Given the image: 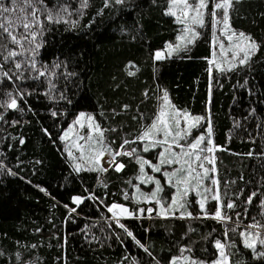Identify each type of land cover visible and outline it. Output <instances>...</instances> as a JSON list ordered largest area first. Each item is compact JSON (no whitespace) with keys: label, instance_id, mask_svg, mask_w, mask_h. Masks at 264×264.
Segmentation results:
<instances>
[{"label":"trees","instance_id":"trees-1","mask_svg":"<svg viewBox=\"0 0 264 264\" xmlns=\"http://www.w3.org/2000/svg\"><path fill=\"white\" fill-rule=\"evenodd\" d=\"M44 3L54 11L70 5L72 15L65 19L75 24L45 21L43 37L37 40L42 46L35 56L36 68L44 71L46 66L55 76L21 81L13 75V82L0 84V102L7 99V92L15 95L16 89L32 93L20 101L23 111L0 109L4 115L0 120V264H170L173 257L186 256L212 262L219 254L215 240L228 246L232 264H264V259H256V253L244 247L241 235L259 232L264 239V228L249 227L255 222L264 225L260 205L264 199V0H239L230 10L231 26L249 34L260 49L247 65L225 72L211 70L208 62L212 28L186 51L167 55L180 25L165 14L169 0H125L123 4L113 0L108 7L105 0H88L80 12L74 11L80 0ZM157 51L167 58L156 61ZM30 58L26 52L16 59ZM56 64L60 67L54 68ZM11 67L9 62L5 70ZM24 76L35 77L37 72L24 71ZM165 91L176 108L210 116L217 148L216 172L210 175L219 180L221 201L211 200L214 192L208 193L206 209L211 214L216 207L234 202V209L224 210L231 216L226 222L205 217L198 206L202 196L195 192L186 197L191 217L180 218L183 210L161 216L155 202L138 203L133 185L143 184L137 179L136 156L157 163L160 153L159 148L144 152L145 142L125 145L124 150L136 153L116 158L125 165L120 172L112 167L106 172L74 171L78 162L68 154V140L60 137L79 112L98 118L105 130V146L116 151L124 139H134L151 125ZM204 186L217 187L208 179ZM162 188L159 197L167 208L176 189L169 184ZM252 191L261 195L246 204ZM75 196L90 198L76 205ZM113 203L131 212L142 208L145 213L117 218L108 211ZM72 208L76 211L70 212ZM148 208L153 209L151 214ZM182 248L190 251L181 252ZM256 250L264 251L258 241Z\"/></svg>","mask_w":264,"mask_h":264},{"label":"snow or ice","instance_id":"snow-or-ice-1","mask_svg":"<svg viewBox=\"0 0 264 264\" xmlns=\"http://www.w3.org/2000/svg\"><path fill=\"white\" fill-rule=\"evenodd\" d=\"M113 0H105V7H108ZM116 4H123L125 0H114ZM155 2V0H153ZM239 0H169L166 15L175 17L176 21L180 24H185L186 27L182 30V34L178 37L179 43L173 45L169 44L167 46V55L171 56L173 53H179L181 50H187L189 45L195 43L199 37V32L196 30L195 26H200L201 28L205 26V14L215 21V24H223V32L227 37L228 41H235L231 46L233 51V56L230 61H228L229 67L225 69L222 66V62L216 59L209 60V64L214 66L220 72L233 71L240 66L247 65L251 60L252 56L260 49V45L251 37L247 36L245 33H235L231 31L230 27V10L234 8V3H238ZM212 4L211 9H209V4ZM88 6V0H80L79 8L74 11L80 12L82 9ZM102 11V10H101ZM220 13V18L216 19L217 12ZM179 13V14H178ZM44 16L42 20L40 17ZM65 15L71 16L72 11H70V5L63 4L55 9L49 8L45 5L44 0H0V84L4 83L5 80L13 82V75H15L16 80L25 79H36L40 77L51 75L55 76V72H49L46 66L44 71H40L36 68L35 56L38 54L37 50L42 46V42H37L38 38L43 37L44 33V22H54V23H72L75 21H68L65 19ZM215 40L219 43V49L222 53H226L225 44L219 37ZM13 45L15 47H9ZM27 45V47H26ZM31 53L30 59H25L23 61H18L16 58L21 57L24 53ZM165 53L162 51H157L154 54V59L160 61L166 59ZM11 62L12 67L5 70L6 64ZM28 67H25V65ZM54 68L60 67L59 64L53 66ZM15 70V71H13ZM23 70V71H22ZM24 71H35L37 76L25 77ZM130 75L133 73H129ZM51 83V81H49ZM247 84V81H245ZM244 85H241L243 87ZM54 87V86H53ZM50 91L45 93V95H50ZM32 95V93L25 91L15 90V95L13 92L5 93L7 97L6 100L0 102V109L7 110H18L23 111L20 107V101H23L26 96ZM63 98V93L60 94ZM147 95V93H145ZM162 105L159 113L156 115L154 121L150 126L146 127L142 133L136 136L132 140L124 139L120 145V149L113 151L110 147L104 144V132L105 130L101 128L100 124L95 121L92 115H86L81 112L78 118L74 121L73 125L66 131L60 139L62 141H67L69 139V132H72L77 126L81 129L87 127L90 129V133L85 136H79V140H85V144L74 143L73 147L78 149L80 156L74 155L69 150V155L72 156L74 161H80L74 164V171L79 173L81 171H100L106 172L108 169L103 168L100 164L101 159L105 154H107L110 159L106 161L110 167H112L116 172H120L124 169L125 165L123 163H117V157L128 156L133 157L136 153L135 149L124 150L125 145L135 143L137 140L145 142L146 146L143 148L144 152H148L150 148L161 147L162 151L158 155V163L152 164L151 161L145 160L143 157L136 156V161L139 165L140 176L137 177L144 184H154L155 189L151 192L150 197L140 192L139 185H133L135 191L139 193L137 197V202L141 200L147 201L149 203L155 202L159 205V215L165 216L169 213L175 215L177 210H183L180 212V218L191 217L192 213L187 211L186 207V197L191 193L195 192L197 195L202 196L198 201V206L201 209L203 215L210 219H215L220 222H226L231 219V216L225 214V209L232 210L236 207V204L229 201L226 205H221L216 207L214 212L211 214L206 209V202L209 199L208 193H213L210 197L211 200L217 201L218 204L221 201V196L219 195V180L214 176L210 175L215 173L216 169L215 158L213 155L217 148L213 145L212 141V126L210 116L206 124V134H201L199 136L193 137L189 141V137L192 135V129L197 128L204 117H192L186 111L181 112L176 109L171 103L167 91L163 93ZM127 107V106H125ZM254 111V110H253ZM53 116L57 113L53 112ZM0 120H4L3 112H0ZM87 121V124L84 121ZM183 121L184 126H181ZM13 123H18V121H13ZM115 131V129H113ZM47 133V130L45 129ZM183 141V143H182ZM21 143L24 141L21 140ZM207 142V143H205ZM249 153L248 155H251ZM212 165L211 169L205 167V164ZM85 164L91 165L90 167H85ZM148 165L153 172L161 173L167 178V183L172 185L176 189V195L173 199L169 201L168 207L161 203L159 193L163 190L161 182L159 179H154L153 176H149L145 172V166ZM177 165L172 171L163 170V166ZM10 172V170H9ZM15 175L14 173H12ZM210 180L212 185L217 186L216 189H210L204 186V180ZM131 184V180L128 181ZM106 187V185H105ZM41 191H46L41 189ZM259 194L257 191H252L245 199L246 204H252L253 199ZM90 197L85 196H75L73 201L76 205L83 203L85 199ZM91 198H95L94 196ZM124 199H129L127 193L124 195ZM261 207H264V199L260 201ZM64 207H68L65 205ZM114 210H119V213H127L129 217L136 218L137 213L143 216L145 209H137L136 212H131L127 207L123 205L113 203L109 208V212H114ZM76 209H70V212H75ZM147 212L151 214L153 212L152 208H148ZM115 215V213H114ZM116 223L120 228L124 229L125 225L116 220ZM252 229L264 228V225L255 222L249 226ZM127 235L131 237L137 245L148 252V249L136 239L131 231L125 229ZM227 235V231L225 232ZM243 236L244 247L251 249L256 253V259H264V251H257V241L261 246H264V239L260 238V233L256 232L253 234L251 231H246L241 233ZM251 241V242H250ZM35 247V245H33ZM227 245L220 240H215V248L219 250L218 258L212 262V264H232L230 260V255L226 251ZM183 251H190V249L182 248ZM2 254V253H0ZM181 257H173L170 260V264H179ZM183 259L188 260L187 257ZM159 264V262H157ZM189 264H204L203 261L192 259Z\"/></svg>","mask_w":264,"mask_h":264},{"label":"rangeland","instance_id":"rangeland-1","mask_svg":"<svg viewBox=\"0 0 264 264\" xmlns=\"http://www.w3.org/2000/svg\"><path fill=\"white\" fill-rule=\"evenodd\" d=\"M211 7H212V4L210 3V4H209V9H211ZM178 14H179V13H178ZM219 18H220V13H219V11H218V12H217V17H216V19H219ZM229 23H230V22H229ZM179 24H180V23H179ZM185 27H186L185 24H180V25H179V31L177 32V34H176L174 40L170 41L169 44H173V45H175V44L179 43L178 37L182 34V30H183ZM195 27H196V30L199 32V36H200L202 33H204L205 31H207V30H209L210 28H212V30L214 31V37H213V52H212V55H211L210 60H211V59H216V60H218L219 62H222V66H223L225 69H227V68L229 67L228 61H230V60L232 59V56H233V54H234L233 51L231 50V46L233 45V43H234V41H235V38H234V41H228L226 35H225L224 32H223V24H222V23H221L220 25L215 24V21H214L212 18H210V17L207 15V13L205 14V26L201 28L200 26L197 25V26H195ZM230 27H231V31H233V32H235V33H237V34L241 33V32H239V31H236V30L231 26V24H230ZM242 33H245V32H242ZM245 34H246L247 36H250V35L247 34V33H245ZM216 37H219V39L222 40V41L224 42V44H225V50H226V53H227V54L222 53V52L220 51V49H219V43L215 40ZM169 44H168V45H169ZM213 68H214V66L211 65V70H213ZM169 99H170V98H169ZM170 101H171V100H170ZM171 103H172V101H171ZM172 104H173V103H172ZM175 108H176V107H175ZM176 109H178V108H176ZM178 110H180L181 112H184V111H185V110H181V109H178ZM81 112L85 113L86 115H92V116L95 118V121H96L97 123H99L98 118H97L93 113H89V112H87V111H81ZM81 112H79V113L73 118V120L70 122V124H69V125L67 126V128L65 129L64 133H65L66 131L69 130V128L73 125L74 121L78 118V116H79V114H80ZM186 112H187V111H186ZM187 113H189V112H187ZM189 114H190L192 117H204V118H205L203 121H201L200 125H199L197 128H193V129H192V135L189 137V141H191V139H192L193 137L199 136V135H201V134H206V124H207V122H208V118H209V116H208V115H204V114H191V113H189ZM84 123L87 124V121L85 120ZM181 126H182V127L184 126L183 121H182V123H181ZM211 126H212V125H211ZM89 133H90V129H89V128L85 127V128H83V129H81V128H79L78 126H77L72 132H69V139H68V145H69V147H68V150H70L74 155H76V156H80V153H79L78 149H76L75 147H73V144H74V143H80V144H85V146H87V142H86L85 140H79L78 137H79V136H85V137H86ZM211 135H212V134H211ZM182 143H183V141H182ZM205 143H207V142H205ZM144 146H146V144H144ZM156 148H159V149H160V152L162 151V148H161V147H156ZM209 155H213V153H212V154H209ZM109 159H110V157H109L107 154H105V155L103 156V158H102L101 161H100V164L102 165V167H104V168H106V169L110 168L109 164L106 163V161H108ZM157 159H158V158H157ZM146 160L151 161L152 164H156V162H154V161L151 160V159H146ZM77 162H80V161H77ZM157 163H158V162H157ZM87 165H89V164H87ZM89 166H91V165H89ZM174 167H177V165H172V166L165 165V166H163L162 171H163V170L172 171V169H173ZM205 167H208V168L211 169L212 165H209V164L206 163V164H205ZM214 167H215V165H214ZM145 172H146L149 176H153L154 179H159L160 182H161V186H163L164 184H168V183H167V178L163 176L162 172H161V173H155V172L152 171V169H151L148 165L145 166ZM210 174H211V173H210ZM205 180H206V179H205ZM205 180H204V182H203L204 184H205ZM142 184H143V185L139 186V187H140V190L143 191V192H145V195H147V196L150 197L151 192L155 189V185L152 184V185H151L152 187H151L149 190L144 191V190H146V188H147V186H148L149 184H144V183H142ZM143 194H144V193H143ZM175 195H176V191L174 192V196H173V198L175 197ZM138 196H139V194H138ZM114 213H115L114 216L117 217V218H119V217H124V216H127V215H128L127 213H123V214L119 213V210H114L113 214H114ZM186 257L188 258V260H185V259L182 258V259L179 261V264H184V263L189 264V262H190L192 259H191L189 256H186ZM195 260H198V259L195 258ZM199 261H200V260H199ZM214 261H215V260H214ZM203 262H204V261H203ZM212 262H213V261H212ZM212 262H204V264H212Z\"/></svg>","mask_w":264,"mask_h":264}]
</instances>
